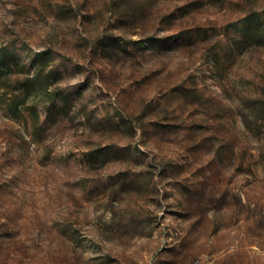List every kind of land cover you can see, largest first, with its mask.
<instances>
[{"label":"rangeland","instance_id":"1","mask_svg":"<svg viewBox=\"0 0 264 264\" xmlns=\"http://www.w3.org/2000/svg\"><path fill=\"white\" fill-rule=\"evenodd\" d=\"M253 9L0 0V264H264V40L231 24Z\"/></svg>","mask_w":264,"mask_h":264},{"label":"trees","instance_id":"2","mask_svg":"<svg viewBox=\"0 0 264 264\" xmlns=\"http://www.w3.org/2000/svg\"><path fill=\"white\" fill-rule=\"evenodd\" d=\"M232 25L242 33L246 38H253L257 41L264 40V9H253L247 12L241 18L232 21ZM104 47H110L112 44L124 48V41L120 36L109 34L104 36L101 40ZM13 55V50L4 47L0 49V69L9 67V60ZM23 103L22 98L13 99L9 102V107L12 111H18L20 105ZM112 149L109 145L99 146L89 151V161L92 165L102 164L107 160V155L111 153Z\"/></svg>","mask_w":264,"mask_h":264}]
</instances>
